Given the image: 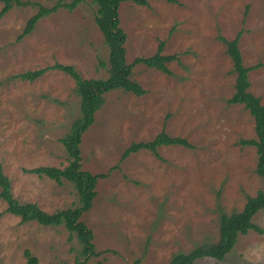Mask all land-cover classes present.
<instances>
[{
    "label": "rangeland",
    "instance_id": "obj_1",
    "mask_svg": "<svg viewBox=\"0 0 264 264\" xmlns=\"http://www.w3.org/2000/svg\"><path fill=\"white\" fill-rule=\"evenodd\" d=\"M21 1L49 7L73 0ZM95 11L91 0L72 11L60 8L19 41L37 7L13 5L0 17V163L12 196L47 213L75 207L76 192L65 180L27 171L68 164L59 140L79 117V98L73 79L61 71L32 82L16 75L61 64L83 79H105L108 48ZM118 14L127 64L152 56L160 43L161 54L175 59L166 64L169 75L133 65L132 79L145 93L108 92L82 135L81 169L107 175L79 218L92 232L93 251L82 255L76 235L63 225L21 223L0 200V264H25V250L40 264H75L76 258L82 264H167L175 254L216 242L219 216L241 211L263 186L255 148L241 144L255 138L254 119L243 105L227 102L235 75L220 38L239 35L243 65H257L248 74L249 91L264 106V0H148L147 6L122 0ZM161 131L191 147L161 146L158 156L140 150L121 160L130 144ZM252 223L264 231V210ZM194 264H264V233L240 236L223 261Z\"/></svg>",
    "mask_w": 264,
    "mask_h": 264
},
{
    "label": "trees",
    "instance_id": "obj_2",
    "mask_svg": "<svg viewBox=\"0 0 264 264\" xmlns=\"http://www.w3.org/2000/svg\"><path fill=\"white\" fill-rule=\"evenodd\" d=\"M82 0H73L69 3L57 1L54 5L45 7L21 0H0L3 6L0 9V17L4 16L12 7L36 6L37 12L33 14L18 35L17 40L29 35L37 22L42 18L56 13L60 8L68 11L74 10ZM137 6H147L148 0H128ZM95 5V24L99 29L104 43L108 48V68L105 79H83L73 66L54 64L38 70L27 71L16 75V78L23 81H34L49 70H58L68 75L75 83V94L79 98V117L70 125L69 132L60 138V143L65 149L68 157V164L64 168L52 166H41L28 173L40 177H46L61 184L63 180L70 183L77 197V205L66 210H59L54 213H47L41 210L35 203L18 202L11 193V184L3 172L0 163V200L6 203L5 212L20 218L21 223L36 222L41 226L63 225L67 232L76 235L82 246L81 254L89 256L93 251L92 232L79 220L80 216L88 211L93 199L96 196V183L99 179L105 178V174H91L81 169V156L79 145L84 132L94 122L95 113L104 104V95L108 92L120 90L125 93H132L135 96H142L144 89L132 79V67L135 64H143L148 68L156 69L166 75L170 74L166 64L175 59V56L162 55L163 44L158 45L157 51L150 57L136 58L133 64H127L125 60V34L119 26L118 9L122 0H91ZM170 4L177 3V0H166ZM238 39L220 40L226 45V54L232 61V74L235 75L234 92L228 99L230 105H243L244 109L254 119L255 138L242 140V145L255 148L256 167L255 173L262 179L263 186L254 196L247 197L241 211H233L229 214L222 213L219 216L218 240L214 243L201 244L194 247L188 253L173 255L167 264H194L198 259L213 258L223 261L230 253L240 236L246 235L249 231L255 230L259 234L264 231L252 223L254 216L264 210V106L260 99L250 91L248 74L257 68L256 66H244L241 53L238 49ZM161 146H182L191 147L183 138L170 137L161 131L153 140L147 142L132 143L123 152L121 160L140 150H147L155 156ZM121 162V161H120ZM117 168L114 167L113 169ZM112 171V169H110ZM70 238V237H69ZM25 264H40L38 259L28 250L24 251ZM75 264H82L78 258Z\"/></svg>",
    "mask_w": 264,
    "mask_h": 264
}]
</instances>
